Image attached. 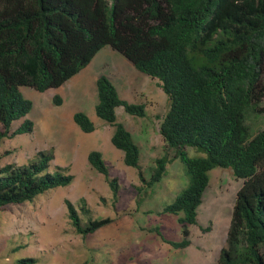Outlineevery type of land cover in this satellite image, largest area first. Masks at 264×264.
Segmentation results:
<instances>
[{
    "label": "trees",
    "instance_id": "obj_1",
    "mask_svg": "<svg viewBox=\"0 0 264 264\" xmlns=\"http://www.w3.org/2000/svg\"><path fill=\"white\" fill-rule=\"evenodd\" d=\"M105 45L157 78L168 98L159 133L183 163L188 184L162 209L177 215L183 238L165 241L180 248L190 244L187 225L197 222L208 172L230 168L242 184L217 264H264V128L252 134L247 122L264 101V0H0V136L32 107L21 86L57 88ZM96 92L95 113L113 127L112 145L150 187L171 160L157 158L146 179L138 145L116 120V107L143 117L144 104L120 98L104 75L96 80ZM53 99L61 102L57 95ZM73 120L85 132L94 129L83 112H75ZM31 130V120L24 119L11 135ZM186 147L205 155H189ZM52 158L38 151L29 163L1 166L0 207L69 184L72 176L61 167L50 171ZM87 159L115 197L118 179L109 175L101 153L92 150ZM80 202V211L89 212L85 199ZM65 203L75 233L83 237L111 221L89 217L82 223L75 206ZM34 261L24 257L14 264Z\"/></svg>",
    "mask_w": 264,
    "mask_h": 264
},
{
    "label": "rangeland",
    "instance_id": "obj_2",
    "mask_svg": "<svg viewBox=\"0 0 264 264\" xmlns=\"http://www.w3.org/2000/svg\"><path fill=\"white\" fill-rule=\"evenodd\" d=\"M100 75L111 80L123 100L144 104L143 117L116 107V120L129 130L140 149L144 177L149 178L157 158L171 160L150 187L144 185L136 168L123 162V152L110 141L113 127L95 113ZM158 82L105 45L59 87L45 91L19 88L32 107L10 124L8 135L0 136V167L29 163L38 151H46L53 156L50 171L61 167L72 181L22 204L0 207V264H14L24 257L34 258L33 264H217L242 180L235 178L230 168H212L197 207V222L187 225L190 244L180 248L165 241L183 238L177 215L162 209L187 186L188 176L183 163L173 157L174 149L159 133L169 103ZM55 95L61 98L60 103L54 101ZM258 108L261 110L247 119L252 134L264 128V101ZM75 112L85 113L94 129H80L73 120ZM24 119L31 120L32 130L11 135ZM3 131L0 123V133ZM92 150L101 153L109 175L118 179L115 197L104 175L88 163ZM186 150L189 155H205L191 147ZM80 198L85 199L89 212L80 211ZM65 200L78 210L82 223L89 217H110L111 221L83 237L70 223Z\"/></svg>",
    "mask_w": 264,
    "mask_h": 264
}]
</instances>
